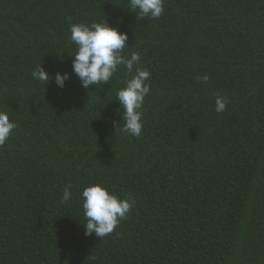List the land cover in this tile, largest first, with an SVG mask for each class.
Returning a JSON list of instances; mask_svg holds the SVG:
<instances>
[{
    "label": "trees",
    "instance_id": "obj_1",
    "mask_svg": "<svg viewBox=\"0 0 264 264\" xmlns=\"http://www.w3.org/2000/svg\"><path fill=\"white\" fill-rule=\"evenodd\" d=\"M100 20L151 74L139 138L122 131L123 66L87 90L72 74L70 25ZM40 64L65 87L33 79ZM0 110L16 123L0 264H264V0H164L143 20L128 0H0ZM93 183L135 201L104 237L83 226Z\"/></svg>",
    "mask_w": 264,
    "mask_h": 264
},
{
    "label": "clouds",
    "instance_id": "obj_2",
    "mask_svg": "<svg viewBox=\"0 0 264 264\" xmlns=\"http://www.w3.org/2000/svg\"><path fill=\"white\" fill-rule=\"evenodd\" d=\"M128 9L131 13L143 20L144 18L159 19L164 11V0H128ZM70 39L76 45L71 56L72 74L80 81V86L87 90L90 86L108 84L117 72L118 66H123L129 78L124 81L123 87L116 91V99L123 107L122 131L129 136L139 138L143 129L142 106L146 96L150 93V72L139 65L140 54L124 53L128 46V34L119 31L104 20L91 24H71ZM33 79L46 86L54 80L57 88L63 89L65 82L70 79L68 72H57L54 77L45 71L41 64L31 72ZM198 81L207 83L209 76L203 74L197 77ZM226 98L217 95L215 98V111L221 113L226 109ZM16 127L14 121H10L7 111L0 110V146H3ZM71 185L63 189L60 203L70 201L72 197ZM83 224L85 235L95 234L104 237L113 232L120 220L126 218L135 201L128 198H120L102 184L93 183L85 186L81 193Z\"/></svg>",
    "mask_w": 264,
    "mask_h": 264
}]
</instances>
